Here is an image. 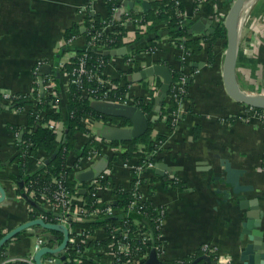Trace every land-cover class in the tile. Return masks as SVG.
Here are the masks:
<instances>
[{
    "label": "crops",
    "instance_id": "1",
    "mask_svg": "<svg viewBox=\"0 0 264 264\" xmlns=\"http://www.w3.org/2000/svg\"><path fill=\"white\" fill-rule=\"evenodd\" d=\"M125 1L116 0V6L121 11L125 8L136 12L143 10L142 2L136 1L132 8L126 6ZM182 1L186 21L195 23L199 20L197 14L206 19L224 12V7L230 8L234 0H208L196 14L194 0ZM250 11L251 8L243 22L246 34L240 40L239 57L242 52L247 56L253 55L254 60L250 62L239 58L238 78L244 89L264 92V42H260V36L264 40V19L259 23L258 35L251 36V29L245 25ZM108 13L107 0H0V183L4 189V198L0 201V228L5 233L37 215L50 214L40 198L34 199L30 194H22V197L19 192L23 190L22 185L13 179L21 172L17 160L12 159L18 153V141L22 134L15 133L9 126H27L28 113L34 109L35 98L22 110H15L11 109L3 96L7 93L32 94L37 79L40 92L44 88V93L41 92L43 97H65L70 84L65 65L71 50L83 49L87 40V36L81 34L74 45L68 44V30L78 26L84 33L88 20L93 21L90 16L100 15L104 19ZM111 17L112 14L108 18ZM127 31L131 36L130 41L119 47H126L127 52L110 55L105 67L104 72L110 79H119L120 82L121 76L131 67L128 63L130 57L135 59L133 66L140 67V70L156 63H168L177 70L182 66L189 74L186 98L180 101V112L173 127L160 116V110L155 109V112L147 115L154 119L151 139L161 145L158 157L162 158L158 164L166 165L163 175L157 173L156 168L144 172L148 200L154 205H165L168 211L162 237L166 247L165 257L168 261L186 264V258L196 255L198 251L202 250L201 255L206 254L203 245L208 243L226 254L231 264H241L239 252L250 241L244 232V224L253 209L263 213L264 224V122L226 92L222 77L225 51L220 43L214 47L215 62L209 64L206 54L208 43L204 39H201L204 46L201 53L187 54L177 48L176 43H171L163 30L158 46L150 51L146 49L148 41L140 40V44L137 40L135 25L129 24ZM192 33L200 38L207 34L206 31ZM143 34L146 36V32ZM252 38L256 39V46ZM46 65L51 67V71L43 75L44 83L41 85V68ZM37 67L38 74L35 73ZM132 80L134 94L147 102L151 101L148 82ZM57 105L59 107L55 108L58 110H55L62 111L58 101L49 108L54 109ZM60 125L64 131L66 122ZM110 126L108 121L106 126L98 129L110 131L113 128ZM76 153V150L69 153L70 162L77 157ZM48 156V163L51 154L43 152L35 157L25 174L32 175L39 169L42 157ZM226 161L244 171L240 182L251 185L253 190L232 194V187L225 182ZM123 174L125 176L117 177V182L127 185L130 183L128 174ZM173 180L181 185H173ZM229 193L230 196L227 195ZM144 221L149 223L146 218ZM78 227H82V224ZM43 229L33 226L22 231L4 247L10 254L0 253V263L7 258L28 255L35 245V242L32 245L30 237L36 240V235ZM93 233L97 242L106 239L103 226ZM107 244L95 247L90 244L91 252L81 258L100 257L101 254L95 255L93 250H101ZM208 255L211 261H216L213 253ZM196 256L194 259L199 257ZM197 264L213 262L203 259Z\"/></svg>",
    "mask_w": 264,
    "mask_h": 264
},
{
    "label": "trees",
    "instance_id": "2",
    "mask_svg": "<svg viewBox=\"0 0 264 264\" xmlns=\"http://www.w3.org/2000/svg\"><path fill=\"white\" fill-rule=\"evenodd\" d=\"M194 9H197L199 6L198 0H194ZM208 1V0H206ZM217 1V0H213ZM108 3V17L110 14L113 13V8L116 6V0H107ZM181 10L184 9V3L181 0L180 5L178 6ZM133 14L139 15L136 11L132 10ZM107 17V18H108ZM93 21L87 22V30L82 33V30L78 26H74L68 30L66 36L67 40L84 34L87 36V39L91 37L92 34L97 33L103 25V18L100 15L90 16ZM264 19V0H255V2L251 6L250 11V18L245 25H247L251 29V36H257L259 29L260 22ZM142 22L146 24V36H144L143 31H137V40H146L149 42L150 46L155 48L158 46V41L162 38L163 30L168 35L167 37L171 41V43H176L177 46L183 44L185 51L188 53H201L203 50V44L201 39L205 40L208 43L206 54H207V62L212 64L216 60V55L214 52V47L218 43L223 46V50L225 51L227 47V34L224 22L220 23L219 25H215V30L209 34H204L203 38L195 37L193 34L190 33V28L192 26V21L181 20L176 11V5L174 1L167 4L164 0H151V8L148 11L142 13ZM166 24L165 27H163ZM127 25V24H126ZM121 26L117 29L118 33L112 34L107 39L103 40L107 43V47L109 49H115L122 46H125L128 41H126L125 37H130L129 32L127 31V26ZM129 38V39H130ZM246 39H249L248 37ZM245 39V40H246ZM251 39V38H250ZM253 39V38H252ZM262 40V42H261ZM130 41V40H129ZM173 41V42H172ZM253 44L256 46L257 41L253 39ZM260 42L263 43V37L260 36ZM142 41H140V44ZM242 43V42H241ZM240 43V44H241ZM84 49H80L78 51L79 57L84 54ZM89 53L88 63L91 67L98 69V71L104 70L107 66V63L110 61L111 56L104 54L103 51L100 50H91ZM244 55L242 52L240 53L241 60L242 58L248 59L250 62L254 60V57ZM78 57V58H79ZM128 57V56H127ZM78 58L72 59L71 62H67L65 65V71L71 73L73 69L78 65ZM102 63V65H100ZM183 63V61H182ZM167 66L171 68L174 75V81L178 80L181 76V73L175 69L174 66L167 63ZM132 71L140 70V67L133 66L130 67ZM123 73V71H120ZM127 73V72H126ZM38 74V73H37ZM34 77L36 75L34 74ZM57 81V78L53 76ZM106 77V76H105ZM108 78V76H107ZM109 79V78H108ZM112 87L108 90L111 96L120 97L128 92V87L120 85L119 79H109ZM134 80H140L139 78H135ZM86 87H96L98 89V93H102L106 91V87H102L101 85L96 84L94 81H87L85 80L83 83ZM188 81L185 86L187 89ZM152 96V100L147 102L141 98H137V106L141 108L147 115L155 112V98H153L154 93L150 92ZM173 94L172 87L171 90L164 100V103L160 109V116L164 117L167 124L170 127L175 125V122L178 117V113L180 112V101L174 97H171ZM187 92H182V98H186ZM49 95V94H48ZM40 98L41 103L36 104L34 103V109L30 110L28 113L27 118V126H16L13 125L10 127L15 133L22 134L21 140L18 141L19 150L17 155L12 159L13 161L17 160L18 166L21 170L20 174L13 176V179L19 185L22 183L23 190H19L20 194H27L29 195L32 190H49V192L53 191L57 188V185L52 181L53 178L63 179L64 184L71 190L74 191V182L72 179L68 177V174L72 171L71 168L67 167L66 162L69 156V153L73 150H76L77 157L88 155L90 151L97 150L102 154L108 155L110 159V167H116V165L124 159H139L145 158L150 156L157 147L155 145V139H151L152 129H153V122H150L149 130L142 136L138 138H134L131 140H119V139H112L111 141L99 143L95 141L92 136L87 134V128L84 124V119L86 117H92L96 121L108 122L109 125L112 127L121 126L125 127L127 125H131V121L124 117H113L109 116L96 107L93 106V101L91 98L87 97L82 92V87L75 83H70L68 87V91L66 96L60 98H56L54 96H45L43 97L40 92V87L38 81H35V89L32 94L23 95V94H16L11 99L10 107L15 109H23L24 106L31 101L33 102V98ZM60 102L62 105V111H56L51 107V105L56 104V102ZM245 108H250L249 106L240 103ZM36 105V106H35ZM257 111L264 112L262 109H256ZM44 111V116L39 119L38 115L39 112ZM66 122V130H61L60 123ZM50 122L58 123L57 128H50L48 124ZM113 147H122L121 153H116L111 151ZM45 152L46 154H51L52 157L46 163V165L39 170H36L32 175H27L25 172L28 169L29 163L40 155L41 153ZM150 158L154 161L160 160L162 157H156V155L150 156ZM114 172V171H113ZM115 177H123L125 176L123 172H115ZM153 180V178H151ZM145 181V180H144ZM104 184L106 182L104 181ZM181 185L180 182L173 180V185ZM116 193L118 195L117 205L115 206H126L128 203V195L126 193L120 192V190L116 189ZM83 196L86 198L88 203L94 207H102L105 204L100 203L97 201L96 197L93 195L92 192L86 191L82 193ZM23 196V195H22ZM146 214L151 216H157L158 211L157 208L154 207V204L148 200L145 206ZM137 216V217H136ZM131 219H138L140 220L145 227H148L149 230L153 233L154 236V245H158L161 243V240L158 238V234L160 230L156 227V224L153 220H150L149 223L144 221V218H147L145 215H136L131 214ZM47 219L49 221H53L54 219L51 215L47 214ZM119 223V220L115 217H107L103 218L102 220L96 221H88L82 224V228L85 229L86 233H93L98 227L107 225L110 227L111 225H116ZM109 227L107 229L109 230ZM134 228V227H133ZM52 233H55L60 238H63L61 232L49 230ZM5 235V232L0 228V239ZM131 235L134 236V245H140V239L138 235L134 232H131ZM110 240L107 238L103 241L99 242H91L92 247L95 245H103L108 243ZM66 253L72 256L73 258H80L76 253V250L68 249ZM5 248H0V253H4ZM203 252L202 250L198 251L196 255L187 257L186 263L193 260ZM166 254V247L163 253V259L168 261L165 257ZM99 261L96 259H83L76 260V261H67L66 264H97ZM13 264V263H11ZM21 264V263H15ZM104 264V263H103Z\"/></svg>",
    "mask_w": 264,
    "mask_h": 264
},
{
    "label": "built area",
    "instance_id": "3",
    "mask_svg": "<svg viewBox=\"0 0 264 264\" xmlns=\"http://www.w3.org/2000/svg\"><path fill=\"white\" fill-rule=\"evenodd\" d=\"M167 4L174 1L176 5L177 15L181 20L186 21L185 10H181L178 6L181 3V0H164ZM199 6L194 10L195 14L198 12L200 6L206 2V0H198ZM141 8L143 5L141 3ZM144 10V8H143ZM142 11H138L139 15L133 14L132 10L129 8H125L123 11L120 10L119 6H115L113 8V13L111 18H104L103 25L100 30L92 34L90 38L85 41L83 46L84 54L79 57V53L76 49L71 50L70 58L67 60L71 62L72 59L78 58V65L73 69L71 73H68L70 76V83H75L82 87V92L87 97L91 98L94 102H108L114 104H124V105H135L137 106V98L138 96L134 94L132 90L133 80L135 78H139L141 76V71H132L133 69H128V72L121 76L120 85L127 86L128 92L120 97L111 96L108 92L111 89L112 84L110 82V77L107 78L104 70L98 71L94 67H91L88 63L89 59V51L91 50H111L107 47V43L103 40L111 39L109 36L117 32V29L121 26H125L126 24L135 25L138 31L147 30V26L142 22ZM228 12V11H227ZM121 14V15H120ZM227 13L221 12L214 14L213 16L206 17L208 22L211 23L212 26L219 25L222 22H225ZM247 16V15H246ZM245 16V17H246ZM199 19H204L200 17V14L196 16ZM245 20V18H244ZM244 22V21H243ZM126 25V26H127ZM128 27V26H127ZM246 34V29L244 24L241 29V37L242 38ZM129 36L125 37L126 41L129 42ZM77 36L70 38L67 43L74 45L76 43ZM159 43V41H158ZM148 44V43H147ZM177 46V44H175ZM184 53L190 54L185 51L183 44L177 46ZM117 49V48H115ZM147 50L153 51L156 49L151 47L148 44ZM135 59L130 57L128 59V63L133 67ZM102 65V63L100 64ZM35 70V73L37 72ZM178 71L181 73V76L178 80L173 81L172 91L173 94L171 97H174L178 100L182 99V92H186L185 86L187 84L189 74L188 71L183 70L181 66ZM106 76V77H105ZM129 78V79H128ZM94 81L96 84L101 85L102 87H106V91L102 93H98V89L96 87H86L83 85L84 81ZM141 80H145L148 82L147 89L149 92H153V98L159 93L160 87L163 82V78L158 75L146 76L141 78ZM17 93H7L3 96V98L8 101L10 104L12 101V97ZM149 96L151 97L150 93ZM152 98V97H151ZM36 104L41 103L40 98H35ZM54 106V109L58 110ZM15 109V108H14ZM16 110V109H15ZM17 110H22L17 109ZM249 113L257 117L260 121L264 122V112L257 111L254 108H248ZM44 116V111L39 112L38 118L41 119ZM106 126V122L96 121L92 117H86L84 119L85 127L87 128V134L92 136L95 141L99 143H104L110 141V139L106 138L101 131L98 129V125L101 124ZM58 123L50 122L48 127L57 128ZM112 127V126H110ZM113 128L118 129H130L131 125H127L125 127L116 126ZM155 145L157 150H155L150 156L159 155V147L161 146L157 141H155ZM111 151L116 153H121L122 147H113ZM49 155V154H47ZM147 156L139 159H124L119 162L116 167H110V159L108 155L102 154L97 150H92L88 155L75 157V159L70 162L69 156L67 158L66 165L71 168V172L68 174V177L74 182V191H71L65 184L63 179L53 178V182L57 185V188L52 192L47 189L45 190H32L30 192V197L32 198H40L44 203L47 209V212L53 217V221H49L47 219V215H37V217L44 218L46 221L65 225L69 230V242L67 247L65 248V252H57V253H47L42 256V264L48 263H56L59 259H61L62 264H66L67 261H76L81 260V257L91 252V242H97L94 238V233H86L85 229L82 227H78L80 224H84L88 221H96L102 220L107 217H115L119 220V223L116 225H111L109 230L105 225L103 228L106 230V239L108 238L110 241L106 246H102L101 250L95 248L93 250V254L97 255L101 254L100 257L95 256L97 264H146V261L149 257V253L152 249H156L158 257L163 259V253L165 251V244L163 243L162 237L164 232V227L166 224L167 218V207L165 205H154L159 212L157 216H151L146 214L145 206L148 202L147 198V182L144 181V172L148 169H155L158 166V161H154ZM48 157H42V162H40L39 169H42L46 163ZM96 166H102L98 176H94L87 181H82L80 179V175L82 172L87 170H92ZM38 169V170H39ZM114 171V172H113ZM125 172L128 174V181L130 182L127 185H121L117 182V177H115V172ZM104 181L106 184H104ZM84 189V192H83ZM116 189L120 190V192L126 193L128 195V203L126 206H115L117 205L118 195L116 193ZM86 191H90L96 197L97 201L105 204L102 207H94L88 203L86 198L82 193ZM22 196V195H21ZM23 197V196H22ZM145 215L147 216V220H153L156 224V227L160 230L158 234V238L161 240V243L158 245H154V236L151 230L146 228L140 220L136 218L131 219L130 215ZM137 217V216H136ZM134 227V228H133ZM131 232H134L138 235L141 244L134 245V236L131 235ZM62 242V238L54 235L51 231L47 229L41 230L36 235L35 245L33 249L30 251L28 255L18 256L7 258L3 260L0 264H11L12 261H17L16 263L21 264H36L34 256L35 253L41 249L42 247H50L57 248ZM71 250H76L78 257L73 258L72 256L66 253ZM203 251L206 254L213 253L216 258L217 264H231V259L224 253L216 250V247H211L208 243L203 245ZM65 255V258L62 256ZM164 260V259H163Z\"/></svg>",
    "mask_w": 264,
    "mask_h": 264
},
{
    "label": "water",
    "instance_id": "4",
    "mask_svg": "<svg viewBox=\"0 0 264 264\" xmlns=\"http://www.w3.org/2000/svg\"><path fill=\"white\" fill-rule=\"evenodd\" d=\"M142 2L145 11L151 8V3L149 0H126L125 5L133 8L135 2ZM255 0H234L228 9L225 28L227 34V47L224 53L223 67H222V77L224 82V87L228 95L238 103H243L254 109L264 110V92H250L241 86L238 78V63H239V50H240V40H241V29L243 21L249 9ZM215 27L208 22L207 19H199L192 24L190 28V33L206 31L207 34L213 32ZM127 52V48L111 49L104 51L106 55H116L123 54ZM51 71V67L46 65L41 68L42 75L40 77V84L43 85L44 79L43 75ZM158 75L163 78L162 85L160 87L159 93L155 98V109L160 110L164 100L168 96L173 81L174 75L171 68L165 64L156 63L141 71V76L139 79L146 76ZM189 80V79H188ZM42 94L44 93V88H41ZM93 106L96 107L101 112L113 116V117H124L131 121L132 128L130 129H116L111 128L110 131L105 128L101 133L108 139H119V140H131L144 135L150 126V122L154 119L149 118L147 114L138 106L135 105H124V104H114L108 102H94ZM100 129L104 126L98 125ZM166 167L164 163L158 164L156 172L163 175V169ZM103 169L102 166H96L92 170L85 171L81 173L80 179L82 181H87L94 176H98ZM226 178L225 182L232 187V194H239L242 191H251L253 187L251 185H243L240 182V176L244 171L240 168H235L229 161L225 162ZM22 185V183H21ZM0 201L4 198V189L0 183ZM84 192V189H83ZM228 196L231 193L227 194ZM40 226L47 230H54L61 232L63 235L62 242L57 248L42 247L39 249L34 256L36 264H42V256L47 253H57L65 252V248L69 242V230L65 225L52 223L46 221L44 218L37 217L31 220L25 221L13 229L7 231L5 235L0 239V248L6 247L12 240H14L17 235L22 231L33 227ZM244 232L249 237L248 241L239 252V261L241 264H264V224H263V213L257 210H252L249 217L244 224ZM6 255H9V250L5 251ZM65 258V255L62 256ZM206 260L216 264L217 261H211L208 254H204L194 259L190 263L186 264H197L201 260ZM17 261H12L15 264ZM48 264H62L61 259L56 263ZM146 264H185L177 263L172 261H165L158 257L156 249H152L149 253V257Z\"/></svg>",
    "mask_w": 264,
    "mask_h": 264
},
{
    "label": "rangeland",
    "instance_id": "5",
    "mask_svg": "<svg viewBox=\"0 0 264 264\" xmlns=\"http://www.w3.org/2000/svg\"><path fill=\"white\" fill-rule=\"evenodd\" d=\"M256 1H257V0H256ZM143 8H144V7H143ZM228 9H229L228 7H227V8L224 7V12L227 13ZM143 12H145V10H143ZM262 88H264V87H262ZM259 90H263V89H259ZM252 92H260V91H252ZM110 141H111V139H110ZM73 155H74V154H73ZM30 241L32 242V245H33L34 242H35V238H34L33 236H31V237H30Z\"/></svg>",
    "mask_w": 264,
    "mask_h": 264
}]
</instances>
